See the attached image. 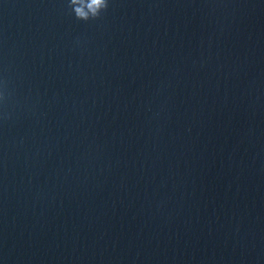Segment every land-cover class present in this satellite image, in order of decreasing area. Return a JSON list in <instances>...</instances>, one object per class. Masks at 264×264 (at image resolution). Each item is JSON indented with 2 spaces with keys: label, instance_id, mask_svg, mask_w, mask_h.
Here are the masks:
<instances>
[{
  "label": "water",
  "instance_id": "95a60500",
  "mask_svg": "<svg viewBox=\"0 0 264 264\" xmlns=\"http://www.w3.org/2000/svg\"><path fill=\"white\" fill-rule=\"evenodd\" d=\"M0 264H264V0H0Z\"/></svg>",
  "mask_w": 264,
  "mask_h": 264
},
{
  "label": "clouds",
  "instance_id": "9594fccd",
  "mask_svg": "<svg viewBox=\"0 0 264 264\" xmlns=\"http://www.w3.org/2000/svg\"><path fill=\"white\" fill-rule=\"evenodd\" d=\"M70 4L77 18L88 20L99 16L109 6V0H87L86 7L88 11L84 10L83 0H70Z\"/></svg>",
  "mask_w": 264,
  "mask_h": 264
}]
</instances>
